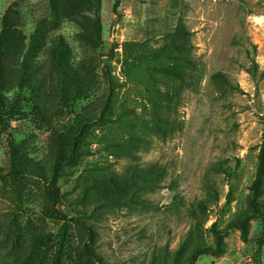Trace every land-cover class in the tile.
<instances>
[{
	"label": "rangeland",
	"instance_id": "1",
	"mask_svg": "<svg viewBox=\"0 0 264 264\" xmlns=\"http://www.w3.org/2000/svg\"><path fill=\"white\" fill-rule=\"evenodd\" d=\"M263 164L264 0H0V264H264Z\"/></svg>",
	"mask_w": 264,
	"mask_h": 264
},
{
	"label": "trees",
	"instance_id": "2",
	"mask_svg": "<svg viewBox=\"0 0 264 264\" xmlns=\"http://www.w3.org/2000/svg\"><path fill=\"white\" fill-rule=\"evenodd\" d=\"M262 167L264 168V164L262 165ZM24 175V173L22 171H18V170H10L9 172L7 173H3L0 171V178H8V177H22ZM51 192H52V195H53V200H54V206L55 204H57V201H58V191L56 188H53V189H50ZM59 216L63 217V218H67L66 215H64L63 213H61L60 211H55ZM83 227L87 230L88 232V237L89 239L91 238V230L86 226V225H83Z\"/></svg>",
	"mask_w": 264,
	"mask_h": 264
}]
</instances>
